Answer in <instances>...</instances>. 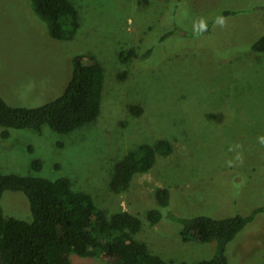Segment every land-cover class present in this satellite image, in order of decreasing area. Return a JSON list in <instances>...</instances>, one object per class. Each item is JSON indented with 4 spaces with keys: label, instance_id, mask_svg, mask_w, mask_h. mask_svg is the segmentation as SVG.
Masks as SVG:
<instances>
[{
    "label": "rangeland",
    "instance_id": "obj_1",
    "mask_svg": "<svg viewBox=\"0 0 264 264\" xmlns=\"http://www.w3.org/2000/svg\"><path fill=\"white\" fill-rule=\"evenodd\" d=\"M29 0H0V96L12 107L35 108L63 91L78 55L104 69L97 120L69 135L0 127V174L68 178L108 216L126 211L142 229L136 239L168 264H198L215 244L185 245L172 221L151 226L148 196L167 189L177 218L246 216L264 205V54L251 51L264 32V0H71L80 29L70 42L48 37ZM244 9L214 21L222 11ZM203 19L207 31L194 34ZM209 25V26H208ZM136 57L122 65L118 54ZM149 57L145 54L149 51ZM132 106L142 108L137 119ZM166 140L172 153L120 193L110 180L127 152ZM40 161L39 172L32 163ZM146 196V198H144ZM6 217L31 221L21 193L6 191ZM228 264H264V213L227 246ZM70 264H117L104 257H68Z\"/></svg>",
    "mask_w": 264,
    "mask_h": 264
},
{
    "label": "trees",
    "instance_id": "obj_2",
    "mask_svg": "<svg viewBox=\"0 0 264 264\" xmlns=\"http://www.w3.org/2000/svg\"><path fill=\"white\" fill-rule=\"evenodd\" d=\"M28 5L45 25L51 40L70 42L77 35L80 18L71 0H29ZM242 12L244 9L225 10L217 16L225 18ZM251 51L264 54V32L252 43ZM135 57L130 49L118 54L122 65ZM104 78V69L95 58L78 55L71 60L70 77L63 91L52 101L35 108L12 107L0 96V127L4 129L1 137L7 139L9 130H30L39 135L43 127L69 135L93 124L100 114ZM130 113L137 119L144 114L139 106H132ZM171 153L172 146L166 140L127 152L115 165L110 190L126 191L136 176L148 174ZM41 168L40 161L32 163L33 171L39 172ZM6 191L26 197L31 221L6 217L0 205V264H70L71 255L104 257L117 264H168L136 239L142 229L137 216L126 211L108 216L90 195L74 190L66 177L51 181L30 175L0 174V201ZM146 195L147 204L153 203L145 206L144 211L149 225L172 221L178 225V235L186 246L215 244L212 258L198 264H228L227 246L256 215L264 213L262 205L246 216L177 218L170 208L174 198L169 190L162 188Z\"/></svg>",
    "mask_w": 264,
    "mask_h": 264
},
{
    "label": "clouds",
    "instance_id": "obj_3",
    "mask_svg": "<svg viewBox=\"0 0 264 264\" xmlns=\"http://www.w3.org/2000/svg\"><path fill=\"white\" fill-rule=\"evenodd\" d=\"M214 24L220 27H224L226 24V20L223 16H217L214 21ZM193 31L194 34H196L197 36L202 35L205 31H207L206 22L203 19H201L198 24H195L193 26ZM258 141L262 146H264V137H259Z\"/></svg>",
    "mask_w": 264,
    "mask_h": 264
}]
</instances>
